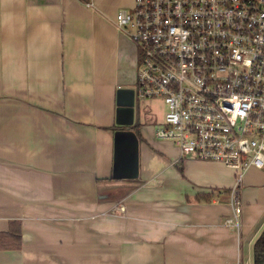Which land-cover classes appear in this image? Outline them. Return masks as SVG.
<instances>
[{"label":"crops","instance_id":"obj_1","mask_svg":"<svg viewBox=\"0 0 264 264\" xmlns=\"http://www.w3.org/2000/svg\"><path fill=\"white\" fill-rule=\"evenodd\" d=\"M134 2L0 0V264L254 260L264 167L230 227L235 170L182 156L136 105L140 175L114 177L117 91L139 59L115 19Z\"/></svg>","mask_w":264,"mask_h":264},{"label":"built area","instance_id":"obj_2","mask_svg":"<svg viewBox=\"0 0 264 264\" xmlns=\"http://www.w3.org/2000/svg\"><path fill=\"white\" fill-rule=\"evenodd\" d=\"M115 21L139 52L136 105H167L157 137L235 170L225 223L239 230L240 185L264 167V0H135Z\"/></svg>","mask_w":264,"mask_h":264},{"label":"water","instance_id":"obj_3","mask_svg":"<svg viewBox=\"0 0 264 264\" xmlns=\"http://www.w3.org/2000/svg\"><path fill=\"white\" fill-rule=\"evenodd\" d=\"M136 91L120 87L117 91V123L115 132V178H137L140 175L139 137L131 128L135 124Z\"/></svg>","mask_w":264,"mask_h":264},{"label":"rangeland","instance_id":"obj_4","mask_svg":"<svg viewBox=\"0 0 264 264\" xmlns=\"http://www.w3.org/2000/svg\"><path fill=\"white\" fill-rule=\"evenodd\" d=\"M139 55V52H138ZM136 85L133 84V87ZM137 105L140 106V110L145 116L146 122L155 125V129L160 123L165 121V115L167 112V105L162 99L159 98H146L137 101ZM254 264V260L250 263Z\"/></svg>","mask_w":264,"mask_h":264},{"label":"trees","instance_id":"obj_5","mask_svg":"<svg viewBox=\"0 0 264 264\" xmlns=\"http://www.w3.org/2000/svg\"><path fill=\"white\" fill-rule=\"evenodd\" d=\"M85 2H91V0H84ZM139 122H136L131 126L132 129L136 130V133L139 135ZM254 264H264V230L255 241L254 244Z\"/></svg>","mask_w":264,"mask_h":264},{"label":"flooded vegetation","instance_id":"obj_6","mask_svg":"<svg viewBox=\"0 0 264 264\" xmlns=\"http://www.w3.org/2000/svg\"><path fill=\"white\" fill-rule=\"evenodd\" d=\"M138 106V105H137ZM139 108V107H138Z\"/></svg>","mask_w":264,"mask_h":264}]
</instances>
